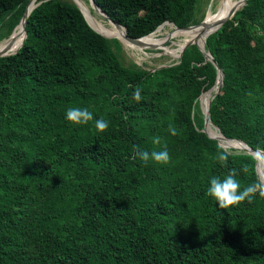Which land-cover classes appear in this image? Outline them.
<instances>
[{
  "label": "trees",
  "instance_id": "obj_1",
  "mask_svg": "<svg viewBox=\"0 0 264 264\" xmlns=\"http://www.w3.org/2000/svg\"><path fill=\"white\" fill-rule=\"evenodd\" d=\"M95 1L134 38L166 21H203L202 0ZM28 2L0 0V42ZM26 27L19 51L0 57V264H264V198L221 209L206 195L211 177L247 163L237 177L244 186L256 167L242 151L228 152L226 167L215 160L227 151L206 134L198 103L218 68L196 44L149 72L124 65L116 37L95 31L72 0L42 2ZM206 51L224 73L212 123L264 149V0H247L207 37ZM69 107L103 117L108 129L73 124ZM165 145L168 164L133 158Z\"/></svg>",
  "mask_w": 264,
  "mask_h": 264
},
{
  "label": "clouds",
  "instance_id": "obj_2",
  "mask_svg": "<svg viewBox=\"0 0 264 264\" xmlns=\"http://www.w3.org/2000/svg\"><path fill=\"white\" fill-rule=\"evenodd\" d=\"M142 89L136 87L132 93V99L136 102L142 99ZM66 120L76 125L88 124L94 120L93 112L87 108L69 107L65 112ZM94 127L98 132H104L109 127V121L103 117L94 120ZM168 131L171 135L178 134L177 128L169 124ZM161 143L160 137L153 138V144L159 145ZM144 164H147L150 160L159 164H168L171 160L167 146L165 145L162 150L151 152L138 149L134 152V157ZM250 160L256 167V180L247 185L242 186L239 179H237L240 172L248 173L250 170L249 164L245 163L241 165L240 169L232 168L223 177L214 176L211 177L206 189V195L218 203L219 208L228 209L232 206H238L242 202L251 203L256 194L259 197L264 198V149L257 148L249 153ZM229 159V153L225 151L219 152L215 156V160L223 166H227Z\"/></svg>",
  "mask_w": 264,
  "mask_h": 264
},
{
  "label": "bare ground",
  "instance_id": "obj_3",
  "mask_svg": "<svg viewBox=\"0 0 264 264\" xmlns=\"http://www.w3.org/2000/svg\"><path fill=\"white\" fill-rule=\"evenodd\" d=\"M76 5L78 3H80L84 13L86 14L87 19L89 20L90 24L97 30L104 32L110 36L116 37L119 40H121L123 42V44H125L126 46L133 48L134 50H139V51H143L144 50L140 49L138 46L136 45H132L130 43H128L124 37L123 34L120 30H118L111 22H105L104 20L101 19V17L99 18L98 14L95 15L92 13L91 10V5L88 6L85 3H83L81 0H72ZM222 0L220 6L218 7L217 11L215 13L213 12H209L206 15V21L208 24V27H197L194 29H178V28H174L173 32H171V34H169L167 37L169 38H176V37H183V40L179 43H175L176 45V49L175 50H170L169 48L166 50V54H169L171 56H173L174 58L179 57L180 52L182 51V48L191 40L193 41H197L200 43L204 42V39L206 37V35L212 30L214 24L218 21L219 18L231 13V11L235 10L238 8V6L241 3V0ZM95 23L96 25H98L99 27H101L102 29L95 27L93 25V23ZM170 23V22H169ZM166 28V26H161L159 27L155 32L149 34L148 36H146L142 41L144 40H148V39H152L155 37H159L163 30ZM24 39H25V34L23 33V28H22V24L20 26H18L16 33H13V35L9 38V39H5V40H1L0 42V48L6 44L7 42H11L12 44V51L11 52H15L18 49H20V47L23 45L24 43ZM162 53V52H160ZM157 56V55H155ZM221 79L222 76H220L218 83L216 84V87L218 85L221 84ZM218 89V87L216 88ZM213 96V92H205L201 95L200 97V101L201 103L204 105V107H207L209 105L210 99ZM209 130L211 131V133L221 142L222 145H224L225 147H232V148H237V149H244L246 150V145H244V143L238 142V141H233V140H228L226 139L222 134H220L219 130L217 127H215L212 123H208ZM245 147V148H244Z\"/></svg>",
  "mask_w": 264,
  "mask_h": 264
},
{
  "label": "rangeland",
  "instance_id": "obj_4",
  "mask_svg": "<svg viewBox=\"0 0 264 264\" xmlns=\"http://www.w3.org/2000/svg\"><path fill=\"white\" fill-rule=\"evenodd\" d=\"M65 1H69V0H65ZM231 1H234V0H231ZM221 2L222 0H202L197 10L196 18L198 20H201V19L204 20L206 18V15L209 12L215 13L218 7L220 6ZM85 4L90 6V4H87V3ZM91 10L93 14L97 15V13L94 12L92 8ZM98 17L100 18V16ZM101 19L104 20L102 17ZM104 21L108 22L106 20ZM174 28H175V25L171 23L170 25L166 26V28L163 30L162 34L159 37H155L152 39L142 41L144 47H140V46L138 47L147 53H144L143 51H139L136 49L134 50L133 48H130L126 46L125 44H123V42L117 38L116 39L118 40V42L113 40L115 38L110 39L111 48L116 54H118L122 63L126 66H133V65L141 66L143 69H146L149 72L156 71L157 69H160V68L174 66L178 63L180 58L179 57L174 58L173 56L165 53L168 48L170 50H175L177 48L175 43H179L183 40L182 36L172 38V39L167 37L169 34H171V32H173ZM16 31L14 33H16ZM160 42H164V45H159ZM198 106L201 110L200 114L203 115L205 107L201 103L200 98H199ZM197 114H198V111H197ZM206 134L208 135V137H210L208 132H206ZM219 144L222 148H224L227 152H230V153L234 151L235 152H240V151L246 152L245 150H242V149L240 150V149L232 148V147L227 148L224 145H222L221 142H219Z\"/></svg>",
  "mask_w": 264,
  "mask_h": 264
},
{
  "label": "water",
  "instance_id": "obj_5",
  "mask_svg": "<svg viewBox=\"0 0 264 264\" xmlns=\"http://www.w3.org/2000/svg\"><path fill=\"white\" fill-rule=\"evenodd\" d=\"M44 1H47V0H29V2H28V4H27V6H26V9H25V11H24V14H23V16H22V19H21V21H20V23L18 24L19 26L22 24V28H23V33L25 34V39H26V37H27V22H28V18H29V16H30V14L32 13V11L38 6V5H40L42 2H44ZM83 3H87L85 0H81ZM247 3V0H241V3H240V5L238 6V8L237 9H235V10H233V11H231V13H229V14H227V15H225V16H223V17H221V18H219L218 19V21L214 24V26H213V28H212V30L206 35V37H205V39H204V42L203 43H200V42H197V41H193V40H191V41H189L183 48H182V51H181V54L179 55V58H181L182 57V55H183V53H184V51L189 47V46H191L192 44H196L201 50H202V52L205 54V56H206V59L208 60V61H211L217 68H218V77H217V81H216V84H217V82H218V78H219V76H220V74H221V76H222V79H221V84L220 85H218L217 87H218V89H216L217 87H216V84L209 90L210 92H215V91H218L222 86H223V79H224V73H223V71H222V69L219 67V65H218V62H217V60L214 58V56H213V54L212 53H210V52H208V51H206V39H207V37L209 36V35H211V34H213V33H215L227 20H231L232 18H233V16L235 15V13L240 9V8H242L243 6H245V4ZM89 4L91 5V8L94 10V12H96L100 17H102L104 20H106V21H109V22H111L118 30H120L121 32H122V34H123V37H124V39L128 42V43H130V44H132V45H136V46H140V47H144V45H143V42H142V40L146 37V36H148V35H145V36H142V37H139V38H134V37H131V36H129L128 35V33H127V29L124 27V26H122L121 24H119L118 22H115L113 19H111V17H110V15L109 14H107L104 10H102V8L98 5V3L95 1V0H89ZM77 6L80 8V10L82 11V13H83V15H84V17H85V19L87 20V22L89 23V25L94 29V27L90 24V22H89V20L87 19V17H86V14L84 13V11H83V9H82V7H81V5H80V3H78L77 4ZM167 22H170V21H166L165 23H167ZM170 23H172V22H170ZM164 24V23H163ZM162 25V24H161ZM160 25V26H161ZM159 26V27H160ZM18 27V26H17ZM16 27V28H17ZM158 27V28H159ZM175 27L176 28H178V29H187V30H189V29H194V28H197V27H208V24H207V21H206V18L203 20V21H201L200 23H198V24H195V25H191V26H188V27H184V28H180V27H178V26H176L175 25ZM16 28L14 29V31H13V33L15 32V30H16ZM157 28V29H158ZM156 29V30H157ZM95 30V29H94ZM155 30V31H156ZM95 31H97V30H95ZM154 31V32H155ZM98 32V31H97ZM13 33L10 35V37L13 35ZM99 33V32H98ZM153 33V32H152ZM103 35V34H102ZM103 36H105V35H103ZM9 37V38H10ZM106 37V36H105ZM9 38H7V39H9ZM25 39H24V41H25ZM118 39V38H117ZM24 44V43H23ZM22 47V46H21ZM20 47V48H21ZM12 49H13V47H12V44H11V42H7L6 44H4L1 48H0V57H3V56H9V55H12V54H16L18 51H19V49L17 50V51H15V52H11L12 51ZM211 102V101H210ZM204 116H205V130H206V132H208L207 131V126H208V123L210 122V123H212V121H211V117H210V104L207 106V107H205L204 108ZM213 124V123H212ZM214 125V124H213ZM215 126V125H214ZM216 127V126H215ZM218 130H219V128H218ZM226 139H228V140H237V141H241L242 143H244V145H246V152L247 153H250L251 151H254V149L253 148H251L245 141H243V140H239V139H230V138H228V137H226L224 134H222ZM213 139L215 138L216 140H218L216 137H212ZM220 142V141H219ZM244 150V149H243Z\"/></svg>",
  "mask_w": 264,
  "mask_h": 264
}]
</instances>
